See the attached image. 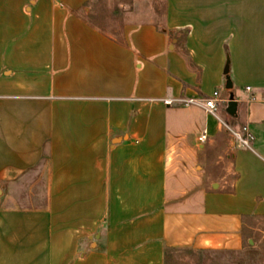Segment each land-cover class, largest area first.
<instances>
[{
	"label": "crops",
	"instance_id": "0c3cea01",
	"mask_svg": "<svg viewBox=\"0 0 264 264\" xmlns=\"http://www.w3.org/2000/svg\"><path fill=\"white\" fill-rule=\"evenodd\" d=\"M95 1L0 0V264L264 248V0Z\"/></svg>",
	"mask_w": 264,
	"mask_h": 264
},
{
	"label": "rangeland",
	"instance_id": "374dc122",
	"mask_svg": "<svg viewBox=\"0 0 264 264\" xmlns=\"http://www.w3.org/2000/svg\"><path fill=\"white\" fill-rule=\"evenodd\" d=\"M130 2L125 8L120 2ZM154 2V1H153ZM143 6L135 4L133 0H96L92 5V12L88 17L103 28L112 30L117 34V29L125 19V11L128 8H141L142 16L148 14L151 9L150 1L143 2ZM162 2L158 13L153 16L158 20L162 16ZM116 30V31H115ZM166 264H264V248L256 243H246L241 252L228 251H194V250H170L166 257Z\"/></svg>",
	"mask_w": 264,
	"mask_h": 264
},
{
	"label": "built area",
	"instance_id": "2783aa9c",
	"mask_svg": "<svg viewBox=\"0 0 264 264\" xmlns=\"http://www.w3.org/2000/svg\"><path fill=\"white\" fill-rule=\"evenodd\" d=\"M249 89V87H247ZM219 99V91L215 90L211 96L204 98L203 100V106L206 108V110L209 113H212L214 115H217V101ZM186 104H191V103H197L196 99H187L183 100ZM167 104H171L172 101L170 100H165L164 101ZM230 132L232 133L233 137L238 141L240 146L242 147H248L250 148L252 146V141L254 139L253 133L250 131L248 126H243L240 130H234L230 127H228ZM207 139L206 133L200 135L198 137V140L200 142H204Z\"/></svg>",
	"mask_w": 264,
	"mask_h": 264
},
{
	"label": "water",
	"instance_id": "95a60500",
	"mask_svg": "<svg viewBox=\"0 0 264 264\" xmlns=\"http://www.w3.org/2000/svg\"><path fill=\"white\" fill-rule=\"evenodd\" d=\"M233 86L232 84V80L230 79L229 76H227V88L231 89ZM237 107H238V103L234 98V94L231 93L230 97H229V102H228V106H227V112L232 115L235 116L237 115Z\"/></svg>",
	"mask_w": 264,
	"mask_h": 264
}]
</instances>
